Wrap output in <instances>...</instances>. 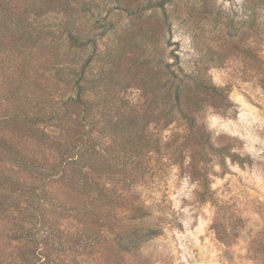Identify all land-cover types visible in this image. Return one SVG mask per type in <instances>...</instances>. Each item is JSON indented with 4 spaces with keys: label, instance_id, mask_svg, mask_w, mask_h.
<instances>
[{
    "label": "trees",
    "instance_id": "1",
    "mask_svg": "<svg viewBox=\"0 0 264 264\" xmlns=\"http://www.w3.org/2000/svg\"><path fill=\"white\" fill-rule=\"evenodd\" d=\"M101 2L132 15L164 6L0 0V48L17 50L12 64L0 59L10 79L0 96V237L15 242L3 253L12 264H134L141 245L163 231L137 187L170 165L165 150L169 160L177 158L194 140L187 135L176 144L172 134L163 142V131L177 111L191 132L204 135L199 111L227 106L218 87L169 63L161 73V109L116 97L103 75H86V66L51 50L57 37L74 49L96 46L81 20L92 18V27L105 20ZM50 13L60 15L57 25L42 20ZM86 90L94 96L85 97Z\"/></svg>",
    "mask_w": 264,
    "mask_h": 264
},
{
    "label": "rangeland",
    "instance_id": "2",
    "mask_svg": "<svg viewBox=\"0 0 264 264\" xmlns=\"http://www.w3.org/2000/svg\"><path fill=\"white\" fill-rule=\"evenodd\" d=\"M163 1L133 15L101 2L105 20L94 27L92 18L81 20L96 46L74 49L57 37L51 49L86 66V75H103L113 96L132 102L159 107L166 63L203 76L227 99L226 107L199 111L204 135L191 132L177 111L163 131V142L172 134L176 144L187 135L194 140L179 145L177 158L169 160L165 150L162 160L170 165L137 187L163 231L132 262L264 264V0ZM59 19L50 13L42 20L57 25ZM15 53L0 48V59L12 64ZM5 80L0 71V96L9 87ZM7 242L0 237V264H12L3 253L14 251L15 242Z\"/></svg>",
    "mask_w": 264,
    "mask_h": 264
}]
</instances>
